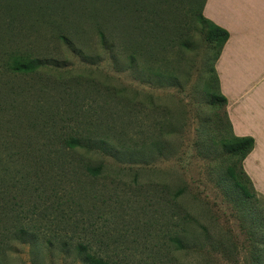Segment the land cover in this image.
I'll return each mask as SVG.
<instances>
[{"label":"rangeland","instance_id":"1","mask_svg":"<svg viewBox=\"0 0 264 264\" xmlns=\"http://www.w3.org/2000/svg\"><path fill=\"white\" fill-rule=\"evenodd\" d=\"M123 9L125 31L117 26ZM190 10V0H0V211L8 226L35 230L42 221L44 233L54 234L53 221L65 217L67 231L58 230L65 240L88 244L111 264H253L251 234L262 237L264 197L249 186L257 197L246 208L236 202L227 175L235 162L220 143L230 128L204 93L213 51ZM152 20L159 40L138 55L139 80L128 69V49L142 26L150 34ZM14 57L43 66L14 73ZM164 57L163 70L179 86L150 76ZM153 129L157 136L176 130L156 138L163 154L143 146ZM76 135L112 137L138 157L65 150L63 140ZM89 166L102 172L94 177ZM52 206L56 213L43 214ZM50 253L16 243L6 260L83 264Z\"/></svg>","mask_w":264,"mask_h":264},{"label":"trees","instance_id":"2","mask_svg":"<svg viewBox=\"0 0 264 264\" xmlns=\"http://www.w3.org/2000/svg\"><path fill=\"white\" fill-rule=\"evenodd\" d=\"M207 0H190L191 3V15L193 17V21L195 24L200 25L204 29L205 38L208 42L209 49L213 51V61H211L209 65V71L208 76L206 79V83L204 86V93L209 101V104L217 109L218 111H221V113L225 116L226 122L228 124V127L230 128L229 134L221 133L220 136V143L222 144V147L225 151V153L231 157V161L235 163H231L227 167V175L229 179L233 182L232 187L235 190V194H237V200L238 207L246 208V205L249 204L250 199H254L257 197L256 193L252 191V183L250 181V178L247 176L244 167L243 162L248 157V155L252 152L254 148V138L252 137H236L233 133L232 125L228 119L227 115V98L224 96L221 90V83L220 78L216 69V64L218 60L221 57L222 51L228 42L230 38V33L217 26L210 20H208L204 15V8L206 5ZM137 6V3H136ZM125 10H121L118 13V20L117 26L120 22V25L118 26L121 31H125L127 28V21L124 19ZM115 20V18H114ZM153 24V25H152ZM151 24V30L150 34L149 31L147 33V27L142 26L141 32L139 33V40H137L138 43H134L133 47L129 46L128 51V69L131 72L132 76L136 79H141V70H140V60L138 55H140V52L143 48H145V52L147 51V46L150 47V42H155L153 40L158 41L159 38L156 39L155 36V30L156 28L160 27L158 24V21L152 20ZM147 25V24H146ZM145 25V26H146ZM123 34V32H121ZM150 40L147 42L149 39ZM156 44V43H154ZM184 48H186V45H183ZM155 50V47L151 48L150 51L153 52ZM150 63L153 62L155 64H158V61L154 60L155 57H150ZM166 58L164 57L160 64L152 67L149 72L150 76H154L157 78V83L160 81V83L163 82V78L171 80L170 83H168V87H176L180 85V80L178 79V76L175 73H167L165 70V66L161 64L162 62H165ZM43 66V63L38 60H23L21 58H11L10 63H8V68L11 72L19 73V74H29L36 72L39 68ZM163 87V85H160ZM148 101V100H147ZM150 101V100H149ZM130 102L132 104L136 103L134 99H132ZM154 100L151 99V104H153ZM106 130H103L106 135H108V131L111 127H109V124H107ZM164 130V129H163ZM176 132V130H173L171 132H164L161 131L158 136L156 135L154 129L151 133L146 135V138L143 142L144 145H148L151 149L155 150L159 154H163L164 152V145L162 144V141L156 140L157 137L161 136L164 137V135L171 136ZM155 136V137H154ZM112 137H105V138H88L83 137L82 135H76V136H68L63 140L64 149H69L70 151L76 150L77 148H94L98 147L100 149H103L107 152H114L120 159H128L135 160L138 156L136 151H132V148L126 144L123 146V150L120 151L117 147L114 146V144L111 141ZM239 166L240 172L236 170V166ZM87 172L97 177L102 172V168L100 166L98 167H92L89 166L86 168ZM41 208V206H38ZM51 210V211H50ZM58 209H55L53 206L50 208H45L43 211V214H46V212H54L56 213ZM65 214V211L63 212ZM48 216V215H47ZM62 216V215H61ZM64 216V215H63ZM14 220V219H13ZM20 221V220H18ZM66 218H61L59 216L56 217V220L53 221V225L56 227L57 231L54 232V234H48L44 233V230L42 227V221H38L37 228L35 230H30L28 225L21 224L15 225L11 223L9 226L5 223V218L2 217V213L0 211V264H7V258L8 256L14 252L16 243L25 244L29 243L34 248L37 246L48 248L51 251V257L53 259H57L59 256L64 257V259H70L72 257L78 258L83 264H111L110 261L105 259L104 257L98 256L97 254L93 253L91 251V248L88 244H85L83 242L79 243H72L65 240L64 236L61 235V233L58 232V230L63 229L64 226H62L66 222ZM77 224V223H75ZM51 225V226H53ZM35 226V225H34ZM7 229V230H6ZM40 230V231H38ZM43 230V231H41ZM64 231H67L66 228H64ZM256 236L252 233L251 238L254 240L255 245L254 249L252 250V257H253V264H264V230L261 239L259 241H255ZM176 248L178 250H184L186 247L184 246L183 241L180 239H173L172 240ZM54 249L58 250V252H55ZM39 259L36 258V261H34L35 264L37 263ZM52 263L56 264L54 260H52Z\"/></svg>","mask_w":264,"mask_h":264},{"label":"crops","instance_id":"3","mask_svg":"<svg viewBox=\"0 0 264 264\" xmlns=\"http://www.w3.org/2000/svg\"><path fill=\"white\" fill-rule=\"evenodd\" d=\"M204 15L230 33L216 69L234 135L254 138L243 167L264 197V0H207Z\"/></svg>","mask_w":264,"mask_h":264}]
</instances>
